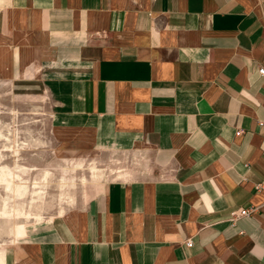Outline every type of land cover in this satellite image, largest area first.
Instances as JSON below:
<instances>
[{
    "label": "crops",
    "instance_id": "1",
    "mask_svg": "<svg viewBox=\"0 0 264 264\" xmlns=\"http://www.w3.org/2000/svg\"><path fill=\"white\" fill-rule=\"evenodd\" d=\"M261 67L264 0H0V80L119 166L0 264H264Z\"/></svg>",
    "mask_w": 264,
    "mask_h": 264
},
{
    "label": "rangeland",
    "instance_id": "2",
    "mask_svg": "<svg viewBox=\"0 0 264 264\" xmlns=\"http://www.w3.org/2000/svg\"><path fill=\"white\" fill-rule=\"evenodd\" d=\"M52 123L47 95L16 93L7 81L0 80V167L13 168L15 164L20 165L25 169L19 172L20 175L27 184H32L31 186L34 182H42L44 173L49 172L46 193L40 203V208H43L40 209L41 220L62 214L59 212L61 209H64V213L84 203L92 185L102 178L115 177L119 167L116 164L117 156L107 153L108 158H105L106 153L99 148L83 149L73 143L61 142L62 136L69 134L58 133ZM14 149H17V152ZM79 160H82V165L71 170L73 163ZM93 165L102 170L100 179H92L90 167ZM64 168L67 173L63 171ZM63 176L74 177V199L71 203L64 201L65 199L60 200L59 183ZM83 178L86 180L83 181ZM4 194L5 191L0 185V197ZM25 205L28 207L27 203ZM35 222L38 221L31 219L26 225ZM4 227L8 230L11 224L7 222ZM22 234L24 232L19 236ZM15 238L3 233L0 235V245Z\"/></svg>",
    "mask_w": 264,
    "mask_h": 264
},
{
    "label": "bare ground",
    "instance_id": "3",
    "mask_svg": "<svg viewBox=\"0 0 264 264\" xmlns=\"http://www.w3.org/2000/svg\"><path fill=\"white\" fill-rule=\"evenodd\" d=\"M14 151L17 152V149H14ZM81 165L82 160H79L73 163L71 170L75 166ZM90 170L94 180L100 179L103 175L102 170L94 165L90 167ZM20 171H25V169H22L18 164H15L13 168L8 166L0 167V185L5 191V194L0 197V235L6 233L14 238L24 232L26 223L31 221V219L35 221L42 219L40 203L46 193L45 186L48 183L47 177L49 175V172L46 171L42 182H34L33 186H31L32 184H27L28 182L26 183L20 175ZM63 171L67 173L66 168ZM84 180L86 179L83 178ZM74 184V177H62V181L59 183L60 200L65 199L64 201L73 202L72 187ZM25 203H27L28 207H25ZM63 211L64 209H61L59 212L63 213ZM7 222L11 224V228L8 230L4 227Z\"/></svg>",
    "mask_w": 264,
    "mask_h": 264
},
{
    "label": "built area",
    "instance_id": "4",
    "mask_svg": "<svg viewBox=\"0 0 264 264\" xmlns=\"http://www.w3.org/2000/svg\"><path fill=\"white\" fill-rule=\"evenodd\" d=\"M259 72L261 74H263L264 73V68H262V67L259 68ZM255 189H256V191H264V180L256 183L255 184ZM257 209H258V206H254V205H251V206H249L247 208H241L240 210H238L237 212L234 213L233 219H237L239 217L248 215L249 213L255 212ZM185 243L187 245H190L191 244V242H190L189 239L186 240Z\"/></svg>",
    "mask_w": 264,
    "mask_h": 264
}]
</instances>
